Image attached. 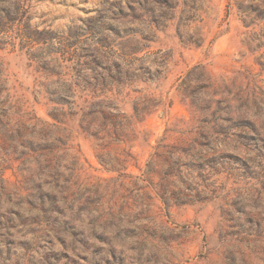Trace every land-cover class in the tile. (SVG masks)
Wrapping results in <instances>:
<instances>
[{
	"label": "rangeland",
	"instance_id": "1",
	"mask_svg": "<svg viewBox=\"0 0 264 264\" xmlns=\"http://www.w3.org/2000/svg\"><path fill=\"white\" fill-rule=\"evenodd\" d=\"M0 264H264V0H0Z\"/></svg>",
	"mask_w": 264,
	"mask_h": 264
},
{
	"label": "trees",
	"instance_id": "2",
	"mask_svg": "<svg viewBox=\"0 0 264 264\" xmlns=\"http://www.w3.org/2000/svg\"><path fill=\"white\" fill-rule=\"evenodd\" d=\"M60 85H61L62 87H64V86H65V85H64V84H62V83H61ZM68 92H69V90H65V91H64V93H63V95H66V93H68Z\"/></svg>",
	"mask_w": 264,
	"mask_h": 264
}]
</instances>
